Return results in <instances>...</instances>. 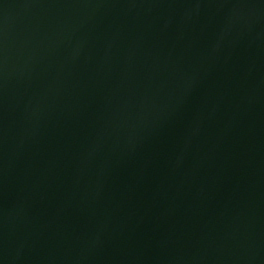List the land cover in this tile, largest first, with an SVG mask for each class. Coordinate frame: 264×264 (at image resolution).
Here are the masks:
<instances>
[{"label":"water","instance_id":"95a60500","mask_svg":"<svg viewBox=\"0 0 264 264\" xmlns=\"http://www.w3.org/2000/svg\"><path fill=\"white\" fill-rule=\"evenodd\" d=\"M0 264H264V0H0Z\"/></svg>","mask_w":264,"mask_h":264}]
</instances>
